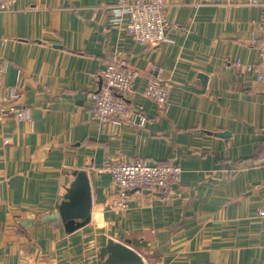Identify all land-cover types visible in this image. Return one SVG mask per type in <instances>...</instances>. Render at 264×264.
<instances>
[{"label":"crops","instance_id":"1","mask_svg":"<svg viewBox=\"0 0 264 264\" xmlns=\"http://www.w3.org/2000/svg\"><path fill=\"white\" fill-rule=\"evenodd\" d=\"M165 1L155 47L114 19L118 0H15L0 11V98L16 87L25 113L0 121V264H103L108 239L129 241L144 264H264V87L249 69L261 7ZM117 61L136 73L130 107L143 127L91 114L99 73ZM151 79L170 85L163 111L142 94ZM114 160L172 163L181 175L120 209L105 168ZM76 171L89 180L90 221L66 233L41 217Z\"/></svg>","mask_w":264,"mask_h":264},{"label":"built area","instance_id":"2","mask_svg":"<svg viewBox=\"0 0 264 264\" xmlns=\"http://www.w3.org/2000/svg\"><path fill=\"white\" fill-rule=\"evenodd\" d=\"M15 0H0V11H10ZM260 5L261 12L257 24L262 43L259 45L260 62L249 69L255 72L256 81L264 87V0H250ZM165 0H118L112 7L116 21L127 17L126 32L139 44L155 47L166 37L169 22L165 15ZM251 43L256 44V39ZM238 68L240 61L233 62ZM101 84L96 91L89 94L91 114L99 121L110 126H120L125 122L143 127L146 118L140 116L136 122L132 116L129 97L134 93L133 83L136 73L126 67L124 61L108 63L100 71ZM2 87V69L0 67V89ZM170 85L166 82L151 79L147 82L143 95L153 101L160 111L167 107ZM18 97L16 87L8 89L7 96L0 98V121L10 115L19 119L24 117L21 109L13 106ZM5 143H9L8 140ZM106 170L111 175V184L117 192L114 205L126 209L127 200L133 193H161L169 191L180 178L181 168L172 163L147 165L140 161L126 163L114 160ZM264 168V162H263ZM264 215V211L261 212Z\"/></svg>","mask_w":264,"mask_h":264},{"label":"water","instance_id":"3","mask_svg":"<svg viewBox=\"0 0 264 264\" xmlns=\"http://www.w3.org/2000/svg\"><path fill=\"white\" fill-rule=\"evenodd\" d=\"M199 77H204L205 81V75L200 74ZM202 85L204 87L205 83ZM73 176L72 183L61 200L55 204L53 211L41 217V222L53 221L57 226L62 225L66 233H71L89 223L92 205L86 173L76 171ZM128 244L129 241L119 242L108 239L99 250V259L103 264H144L142 257Z\"/></svg>","mask_w":264,"mask_h":264}]
</instances>
